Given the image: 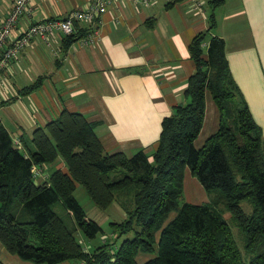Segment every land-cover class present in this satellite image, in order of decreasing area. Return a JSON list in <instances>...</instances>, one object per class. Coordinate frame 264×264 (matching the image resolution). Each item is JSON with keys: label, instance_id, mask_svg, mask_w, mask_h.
<instances>
[{"label": "trees", "instance_id": "1", "mask_svg": "<svg viewBox=\"0 0 264 264\" xmlns=\"http://www.w3.org/2000/svg\"><path fill=\"white\" fill-rule=\"evenodd\" d=\"M225 2L208 0V29L189 45L195 69L185 92L188 102L163 119L151 157L144 151L108 153L95 123L78 112L63 111L34 131L28 143L23 139L22 149L0 121V243L7 252L33 264H137L139 253L155 251L144 264H264V137L231 74L225 41L211 34L217 26L215 10ZM76 32L65 37V49L87 34ZM41 84L39 78L21 92L32 93ZM207 97L217 109L218 130L196 148ZM59 160L66 169L54 170L48 182L37 184L34 167ZM186 168L208 194H215L210 205L180 203ZM78 184L100 209L117 204L127 219L112 226L119 237L132 231L134 237L115 250L108 244L93 252L84 249L53 210L62 202L76 231L87 239L101 232L74 196ZM245 200L250 214L241 206ZM219 206L240 230L248 262Z\"/></svg>", "mask_w": 264, "mask_h": 264}, {"label": "crops", "instance_id": "2", "mask_svg": "<svg viewBox=\"0 0 264 264\" xmlns=\"http://www.w3.org/2000/svg\"><path fill=\"white\" fill-rule=\"evenodd\" d=\"M95 2L31 0L33 14L19 21L13 37L33 23L65 19ZM173 2L113 0L94 23L75 25L87 36L98 32L92 44H82L86 35L67 49L66 36L60 33L33 38L0 75V121L12 139L25 146L23 139L68 110L95 123L108 153L131 156L144 151L151 157L163 119L188 102L185 92L195 69L189 45L207 31L211 14L208 0ZM13 3L0 0V17L10 13ZM215 17L211 34L225 41L231 74L264 137V0H226ZM39 78L38 89L22 94ZM212 108L206 105L196 147L218 127L217 109ZM4 249L0 247L2 255ZM10 260L22 264L14 257Z\"/></svg>", "mask_w": 264, "mask_h": 264}, {"label": "rangeland", "instance_id": "3", "mask_svg": "<svg viewBox=\"0 0 264 264\" xmlns=\"http://www.w3.org/2000/svg\"><path fill=\"white\" fill-rule=\"evenodd\" d=\"M206 105L211 109L212 106L214 107L216 111V107L213 104V101L210 97H207ZM213 109V108H212ZM217 126L215 129V132L217 131ZM207 131V130H206ZM27 143L30 141V137L27 136L26 138ZM198 147L201 148L204 144L201 142H198L196 144ZM22 149V144L19 147ZM59 165L60 167H58ZM66 169V166L62 160H59L54 165H48L47 172L48 177L47 178H39L36 180L37 184H42L48 182V178L50 174L59 168ZM44 169V168H43ZM44 176H45V169H44ZM75 198L79 201L81 206L83 207L86 214L93 219L100 227L101 232L94 238V239H87L80 230L75 229V225L73 223V220L68 212V210L65 208V206L62 204V202L58 201L54 206L53 210L54 212L64 220L67 225H69L70 228H72L75 231V236L77 238V241L83 246L84 249H86L88 252H93L96 248L108 244L109 248L112 250L117 249L120 244L126 240L127 238H133L134 237V231L125 234L121 237H119V232H116V228L112 226V223H122L127 219L126 213L117 205L114 204L112 207H110L107 210L100 209L97 207L92 200L87 195L85 189L81 185H77V189L74 193ZM215 197V194H208L207 191L204 189V187L200 184V182L197 180L196 177H194L188 168H186L185 171V181H184V190L183 194L180 198V203H192V204H199V205H210L212 203L213 198ZM241 206L243 207L244 211L247 214H250L252 212V206L248 201L241 202ZM219 210L222 213L223 218L228 223L232 235L234 237V240L236 241V244L241 251L244 261L248 262V255L246 254V251L244 249L242 237L240 234V230L234 223L232 216L229 211L224 209V207L219 206ZM176 216V212L172 213L170 217L167 220V223L172 220ZM137 226H134V229ZM159 235V234H157ZM0 247H2V244H0ZM4 249V247H3ZM5 255L0 253V259L2 262H6L7 264H13L14 261L10 260L11 257H14L17 261H19L22 264H33L31 262H27L22 260L16 255H12L7 250L4 249ZM6 255L10 257L9 259L6 258ZM5 256V257H4ZM156 256V251L153 253H139L137 256V264H144L146 261L150 260ZM60 264H82L80 261L70 260L65 261Z\"/></svg>", "mask_w": 264, "mask_h": 264}, {"label": "built area", "instance_id": "4", "mask_svg": "<svg viewBox=\"0 0 264 264\" xmlns=\"http://www.w3.org/2000/svg\"><path fill=\"white\" fill-rule=\"evenodd\" d=\"M135 1L137 2V0ZM142 1L148 4V0ZM112 2L113 0H97L85 10L71 12L65 19H49L33 23L22 35L14 38L13 32L16 30L19 21L23 17H31L33 14V9L30 5L31 0H14L10 13L6 17H0V75L7 65L20 55L33 38L46 39L54 33H60L65 36L72 35L76 32V23H94L106 12ZM97 36L98 32L95 31L82 40V44L94 43ZM15 144L20 147L18 141H15ZM33 175L35 180L41 177L47 178L46 175L44 176L43 167H34Z\"/></svg>", "mask_w": 264, "mask_h": 264}]
</instances>
